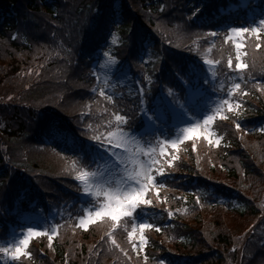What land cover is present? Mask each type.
Wrapping results in <instances>:
<instances>
[{"label": "trees", "instance_id": "trees-1", "mask_svg": "<svg viewBox=\"0 0 264 264\" xmlns=\"http://www.w3.org/2000/svg\"><path fill=\"white\" fill-rule=\"evenodd\" d=\"M64 0H40L42 4V8L45 11L42 15L43 19H52L56 17L53 23L62 29V31L68 30V38L73 40L70 43V48L75 50L78 49L79 45L86 43L87 39L92 40V44L86 47L77 60L75 66V75L70 78L71 86H68L64 82V78H62V74H57L52 77L50 81L43 83L46 85L45 87L36 88L33 91L35 93L42 92L49 95L67 92L71 99L77 100L79 97L77 96V86H78V71L84 65V58H93L95 52L98 48L101 49V54L98 55L100 61L102 60L101 71L103 73L111 74L114 73L116 77V72L118 66L124 63L123 67L119 71L120 74L117 76L120 78V81L116 80L113 84H122L123 87H126L129 90L133 89L134 86V78L133 72L139 68V65L136 63V59L141 56V53L135 51V49L130 46L129 37L139 33V29L144 31L143 33H147L151 30L153 25L156 27V30L161 31V37H159L156 32L155 37L152 35L147 38L144 49L147 53L145 56L147 57L145 60L146 72L148 73L147 77H150L151 80L156 79V66L158 62V57L156 52L151 48H155L158 43H163L164 41H179L181 38V42L179 44H183L185 38L181 36L179 32L173 31L172 21L168 22L167 16L171 13V8L178 6L183 3H187L189 5L190 10H195L197 12H206L208 10L214 9L222 4L227 5L234 0H68L71 3V14L68 11L67 15L65 9L61 6L60 2ZM0 3L5 4V9L7 11L5 24L2 27V36L0 38V85L5 87L4 84L8 83L12 79L11 92L17 91L21 87L26 85L25 78L19 79L17 77V73L21 69H25L26 67H30L33 65V62L36 64L35 59L41 57L42 51L39 48H32V46L28 45L29 39L33 41L39 40V35L41 33V28L43 27V21L39 18L38 12L35 9L29 8L30 13L25 14L21 12L20 0H0ZM59 3V9L56 5ZM34 10V11H33ZM58 10V11H57ZM103 10L106 14H111L113 11L115 12V19L117 20V24L112 26V34L109 36L107 32L102 31L100 29L96 30V33L93 34L92 38H88V31H92L91 23L93 17L96 16L97 12ZM57 11V12H56ZM38 20L36 24L30 27V23ZM1 22V15H0ZM138 25V26H137ZM89 26V27H88ZM88 27V28H87ZM147 27V28H144ZM87 34V37H86ZM150 35L149 33H147ZM16 39H20L19 41ZM262 44L264 45V29L261 35ZM22 41H25L24 44ZM107 52L109 57L115 58V63H112L109 59L104 56V53ZM145 52V53H146ZM232 58H235V53H230ZM259 56L264 61V53L258 52V50H249V55L245 58V61H250V58ZM35 58V59H34ZM39 61V59H37ZM37 66V64H36ZM117 68L115 69V67ZM66 74V72H64ZM106 75H101L103 78ZM109 77V75H107ZM21 77V76H20ZM239 80L242 82V75L238 74ZM147 80V79H146ZM16 81V82H15ZM227 85H224L223 89H227ZM51 86H55L52 88ZM115 86H112L110 91H107V94H113V99L115 100V105L110 104L112 108H118L120 104L124 102L122 98L119 97V93L116 92ZM29 92V93H34ZM124 94L123 91H121ZM248 94L238 93L237 99L242 103L241 112L243 113V107L247 113H253L256 115L257 112H260V109L256 107V105H251L250 101H255L256 104H261L264 106V101L258 95L253 94V92L248 91ZM34 93V94H35ZM28 98V97H27ZM33 99V98H32ZM72 103V100L69 101V104ZM64 109L67 111V114L70 113V107H65ZM215 108L219 107L217 103H215ZM32 119H35V115L37 113L35 111L28 112ZM69 118L68 124H71L76 121V117L73 116L72 113L68 114ZM254 120V119H252ZM6 121V125H8L9 135L12 140L20 141L23 140V137L26 134H29L27 126L25 125L21 128L20 124L15 122L12 119L8 118H0V133H8L7 126L3 123ZM16 125H19L21 128V132L16 134L11 131V128H14ZM213 134H216L217 139H222V143L219 144V148L211 149L212 159L214 155V161H221L228 167V174L232 172V174L237 175L244 181L250 191H254L257 187V182L262 179V175L264 174V163L261 157H264V145L262 147L254 146L252 142L247 144L249 147L240 154L241 150H236L235 155L233 154L232 163H226L225 159L228 157L227 147L231 144L230 131L226 128H223L222 121H215L212 125ZM258 138H261V135H256ZM11 139L7 136L6 138L0 136V149L1 144L4 141V145H9V150H14L15 155L13 156L12 163L13 166L6 165L9 171H13V169L19 168L20 171L22 169L25 170V174H31L35 169L40 170L47 168V163L45 165H41L39 156L34 158L32 155L30 158L28 157L24 146L15 145ZM237 141V139H236ZM257 143L259 141L256 138ZM238 144V142H237ZM237 146V145H236ZM6 147V146H5ZM201 148H205L203 145H200ZM185 150L180 151L178 157L179 161L174 162L173 166L168 163L171 161V157L166 156V159H159V164L156 167L162 166L166 171L170 170H178L182 167L185 160H189L191 164H193V155L190 151L189 144H186ZM232 154V153H231ZM0 157L5 158L4 163L10 164L11 161L8 159V155H5L3 151L0 150ZM235 158V159H234ZM208 159H206L205 163ZM215 161V162H216ZM5 166V167H6ZM260 167V168H259ZM211 172L217 175H221V172L216 168L210 169ZM42 172V171H41ZM237 172H240L238 174ZM7 176L0 173V182H2V186L6 181ZM236 179V176H235ZM163 184L170 189L173 190L174 193L180 192L183 193L185 190H189L187 184H182L180 186L181 189L178 188L177 183L174 182L172 177H167ZM32 187L31 189H33ZM202 189H208L205 186L200 187ZM17 193L20 190L16 189ZM198 189V193H199ZM241 190V188H239ZM19 191V192H18ZM206 192H208L206 190ZM231 193V196L225 199L224 203H213V202H205L206 205L217 208L219 210L225 211L227 214L238 216L239 218L246 219V217H253L258 220L257 224H255V230L257 229L259 233H262L261 230H264V224L260 222L258 219L259 214L255 213V210L251 203L239 196L237 194ZM188 194V193H187ZM23 196V195H22ZM189 199L184 202L172 203V209L176 212L175 217L179 220L182 226H179L177 236L171 241H175L174 251L177 250L180 253H192V251L203 248L205 252L209 256V260L206 262H201L199 259H193L190 257V261L184 260L183 262H192L190 264H220L225 256H228L227 253L229 251V245L231 244L230 240L231 236V228L224 222L225 213H218L216 215H209V218H203L201 220H196L199 215L198 207L196 206V202L193 200L192 194H190ZM26 199V198H25ZM253 200V198H252ZM27 201V200H26ZM147 220L149 223H153L155 226L150 230H146L148 245L145 250V256L148 257V260L145 261L143 257L131 258L128 261V264H157L155 251H165L168 253L169 251L161 248L156 240L158 236L166 237L165 234L167 228H164L163 222L165 219L164 213H157L153 208H150L147 213ZM220 214V215H219ZM224 214V215H222ZM203 215V214H200ZM248 219V218H247ZM192 222L194 226L189 225ZM177 225V224H176ZM178 227V225H177ZM157 228L160 231H157ZM216 231V232H215ZM97 228L93 227L89 232H83L81 234V242L83 245L88 246L96 237ZM163 234V235H162ZM125 244L129 247L135 243V239L128 240L126 235H122ZM47 237H41L38 242H34L31 245L30 252L33 254L32 257H23V260L20 264H51L52 262L48 259L45 261L38 260L36 252L39 247H43L47 252L51 250V255L55 258L57 263L64 262V250L65 245H72L74 248H77V254L72 258L73 262L76 263L84 258V247L80 245L77 240H70L69 236L66 234H62L58 238H54L51 241H46ZM216 244V245H215ZM234 258L240 259L245 258V264H252L254 253H246L244 256L240 254L237 250L231 252ZM200 254V253H199ZM251 255V256H249ZM135 260V261H134ZM51 262V263H50ZM155 262V263H154ZM127 264V263H126Z\"/></svg>", "mask_w": 264, "mask_h": 264}, {"label": "snow or ice", "instance_id": "snow-or-ice-1", "mask_svg": "<svg viewBox=\"0 0 264 264\" xmlns=\"http://www.w3.org/2000/svg\"><path fill=\"white\" fill-rule=\"evenodd\" d=\"M117 23L114 11L111 14H106L103 10H100L97 12L96 16L93 17L91 28L94 31L97 29L105 31L110 36L112 34V26ZM262 28H264V18H260L256 22V26L253 27H229L230 35L226 37V40L234 41L238 61L240 55L243 54L240 52V49L242 48L240 40L243 38V35L245 33H251L252 35L259 37V33ZM211 35L216 36V32H212ZM146 40L147 37L139 33L129 37L130 46L135 49L137 54L143 50ZM256 47L259 48L260 45L257 44ZM104 56L112 61V63H115V58L109 57L107 52L104 53ZM206 63L211 64L212 62L206 61ZM228 66L229 68L232 67L231 59L228 60ZM246 67L247 65L243 62H238L236 64L237 69H244ZM188 75L190 77L189 86L185 89L183 104L180 105L174 102L173 99L168 98V96L162 92L159 96L153 99L151 106H147L144 101V96L146 95V92L150 91L149 85L152 83V80L148 77L146 78V84H137L135 87V93L130 90L129 95L132 96L135 94L139 97L140 110L138 117L136 115L128 114L116 115L115 120L117 123L115 125V130H109L106 135H93L91 140L95 141V144H85L79 141L70 129L53 119L47 111L37 113L41 124V132L43 135L47 136L50 141L63 143L69 148V150L83 152L86 154L91 153L94 157H98L99 159L107 158L111 161L113 168L120 167L124 164L123 153L127 151L128 145L134 142L137 136L145 137L158 132L165 133L167 129L172 127L174 121L187 122L185 118L190 112H199L204 108V97L207 92L204 85L207 81L198 75L195 67L189 69ZM234 87L239 89L240 84L237 83ZM92 91L95 92L96 89L93 88ZM99 95L104 96L108 101H113L114 93L106 94L104 88L99 90ZM8 99L11 100L12 97L9 96ZM236 106L239 107V105ZM220 111L221 108L217 107L213 115H207L206 119H204V124L208 125L214 119L215 114ZM223 118L227 119V117ZM137 119L140 120L139 127L136 125ZM87 127L91 128L92 126L87 125ZM111 127L112 124L111 121H109V128L111 129ZM197 127L198 125H193L192 127L186 129L189 133V137L191 133L196 131ZM235 127L237 130L242 131L240 123H236ZM260 131L264 132V127H261ZM209 143H212V141L209 140ZM172 144L175 146L176 141H172ZM146 155H148V162H146V164H141L139 171H133L128 174L126 181L128 187L125 191L118 192L117 194H111L109 192L104 193L107 197V201L100 210L95 211L96 217H100L106 213L111 217V220L115 222L121 215H132L133 210H135L138 205L152 204L151 200H146L144 197L151 189L156 187L151 175V170L159 163V161L155 158L154 150H151L150 154L146 153ZM172 159H176V157L173 156ZM93 162H95V160ZM168 163H171V161H168ZM156 171L163 173L164 168L162 166L156 167ZM90 175L95 176V173L90 174L88 172H83L77 177V179L85 181ZM0 186H2V182H0ZM87 191L88 189L85 188V192ZM168 214L172 215L171 212ZM91 219L92 214L89 213L87 219H81L80 225L86 228ZM154 226L155 225L153 223H139V245L136 243L132 244V248L137 250V255H139V250L147 244V239L143 235V230L153 228ZM133 231H136L135 225ZM157 231H160V229L157 228ZM34 234L41 235L42 233L35 232L32 227H29L27 229V235L20 240L14 248L10 249L8 247H3L0 248V252L9 254L13 260H18L21 256H30L31 254L25 251V248L29 244V239ZM54 234L55 233H53V235ZM132 236L133 233H129L130 240L132 239ZM48 239L51 241L52 235H49ZM113 243L115 244V240H113ZM117 247H119V245H117ZM120 250L124 252V249ZM125 255H127V252H125ZM144 260L147 261L148 257L145 256ZM161 264H163V261H161ZM262 264H264V262H262Z\"/></svg>", "mask_w": 264, "mask_h": 264}, {"label": "rangeland", "instance_id": "rangeland-1", "mask_svg": "<svg viewBox=\"0 0 264 264\" xmlns=\"http://www.w3.org/2000/svg\"><path fill=\"white\" fill-rule=\"evenodd\" d=\"M236 58H237V56H236ZM243 58H244V55L243 54L240 55L239 62H242ZM236 70H240V69L236 68ZM43 76H44V74L41 71L29 72L27 74L28 78L25 79V81L28 83L30 81V79L35 80V79H39V78H41ZM232 88L233 89L235 88L234 85H233ZM11 89H12L11 85H7L5 87L0 85V95H6L7 93L11 92ZM64 93L65 92H63L62 95H61V93H59V91H58L56 94H53L51 96L54 97V98L60 99L64 95ZM236 105H238V103L237 102H232V100H231V101H228L226 104H223L222 106H219L221 108V111L219 113L215 114L216 117L214 116L215 118L208 125L204 124V119H206L207 115H213V113L210 110L208 112L207 111L205 112L204 110H202L200 116L195 118L194 119V123L188 127V128H190L193 125H198V127L196 128V131L191 133L190 137H189V133L186 131V129H188V128H185V130L181 131V133H179V134H177L175 136L176 138H172L169 141H166L165 145L162 146L160 150L159 149L157 150V153L155 152V149H151V147L144 146L143 142H141L140 140L135 138L134 149L137 148L138 152L136 153L133 161L130 163L131 167H129V169H127L126 172L117 171L116 173H110L109 177L106 180V185L103 188L104 189V193L105 192H109L111 194H117L118 192L125 191L127 189V187H128V185L126 184V181H127V178H128V174L130 172H133V171H139L140 167H141V164H146V162H148V155H146V153L150 154L151 150H154L155 158H156V154H159L160 156H163L164 154H167L166 151H167L168 147L169 148H175L176 146L181 145L187 139H191V138H194V137H196V139H200L201 137L206 138L205 141L201 143V145H203L205 148L199 147L198 150H197V153H198L200 159L202 160L203 164L205 165V167L208 168L209 164L212 163V161H213L211 149H208V147H211V143H209V140H211L215 144L216 147H218V144H219V141L216 138L217 137L216 134H213L212 125L215 122V120H217V117L219 119L225 113L236 111L237 108H239ZM172 141H176L175 146H173ZM185 147L186 146H184L182 149L178 148V150L176 151V154H175L176 160L179 159V157L177 155H179L180 151L185 150L184 149ZM213 148L214 147H212V149ZM213 152L215 154L214 149H213ZM206 159H208V160L205 163ZM262 161L264 163V157L262 158ZM172 162H175V161L172 159ZM172 162H171V165L173 164ZM134 168H136V169H134ZM151 175H152V177L154 179L155 177H154V174H153L152 170H151ZM217 178H219L221 180H225V176L223 174L218 175ZM228 179L230 180V178H228ZM105 198H106V201H107V197L106 196H105ZM144 199L147 200V197L145 196ZM103 205H102V207H103ZM102 207H100L99 209H96L94 211H88V210L86 211V215L82 219H87V217L89 216V213L92 214V219H91V221H89V223H88L86 228L82 227L80 225V221H81V219H80L78 226L80 227L81 230L86 231L90 227V224L100 220L101 218H103L105 216H108L106 213L104 215L100 216V217H96L95 216V211L100 210ZM216 214H218V213H213V214H210V215H216ZM222 215H224V214H222ZM121 216H123V215H121ZM204 216L206 218L210 217L209 215H204ZM108 217H110V216H108ZM223 218L225 219L224 222L231 228L232 232H234V235L242 234L250 226V224L252 222L251 219L244 220V219H240L238 216L231 215V214H225V217H223ZM29 223L30 224H27L28 227L26 229H20L19 231L14 233V237L12 238L11 243L8 246V248H10V249L14 248L20 242V240H22L27 235V229L29 227H32L35 232H39V233H42V234L41 235H35L34 234L29 239V244L25 248V251H27V252L30 250L31 245L34 242H38L42 236L44 237L45 235L49 234L47 231L40 230L37 227L36 224H33L31 222H29ZM68 236H69L70 240H77L79 243H82L80 241L81 240V236L76 235V234H72V233H69ZM93 244H94V240L88 246L91 247V246H93ZM145 246L146 245H144L143 248L139 250V255H143L144 254ZM11 260H12V258L9 255V259L7 261L8 264H11Z\"/></svg>", "mask_w": 264, "mask_h": 264}]
</instances>
